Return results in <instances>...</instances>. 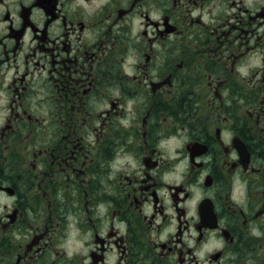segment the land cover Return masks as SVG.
Wrapping results in <instances>:
<instances>
[{"label": "flooded vegetation", "instance_id": "1", "mask_svg": "<svg viewBox=\"0 0 264 264\" xmlns=\"http://www.w3.org/2000/svg\"><path fill=\"white\" fill-rule=\"evenodd\" d=\"M0 264H264V0H0Z\"/></svg>", "mask_w": 264, "mask_h": 264}, {"label": "rangeland", "instance_id": "2", "mask_svg": "<svg viewBox=\"0 0 264 264\" xmlns=\"http://www.w3.org/2000/svg\"><path fill=\"white\" fill-rule=\"evenodd\" d=\"M76 238V233L73 230H70L67 236V241L64 244V247L67 248L68 251L76 250L78 245Z\"/></svg>", "mask_w": 264, "mask_h": 264}]
</instances>
